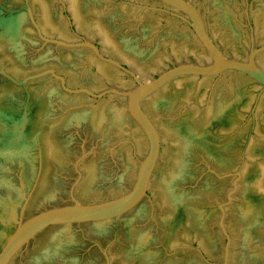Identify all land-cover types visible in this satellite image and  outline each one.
I'll return each instance as SVG.
<instances>
[{
    "label": "water",
    "instance_id": "95a60500",
    "mask_svg": "<svg viewBox=\"0 0 264 264\" xmlns=\"http://www.w3.org/2000/svg\"><path fill=\"white\" fill-rule=\"evenodd\" d=\"M0 264H264V0H0Z\"/></svg>",
    "mask_w": 264,
    "mask_h": 264
}]
</instances>
